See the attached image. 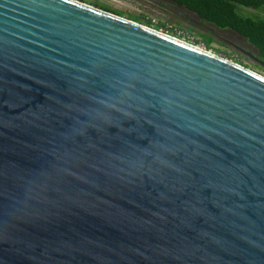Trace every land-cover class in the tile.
Returning <instances> with one entry per match:
<instances>
[{
	"label": "water",
	"instance_id": "1",
	"mask_svg": "<svg viewBox=\"0 0 264 264\" xmlns=\"http://www.w3.org/2000/svg\"><path fill=\"white\" fill-rule=\"evenodd\" d=\"M0 264H264V76L76 0H0Z\"/></svg>",
	"mask_w": 264,
	"mask_h": 264
},
{
	"label": "rangeland",
	"instance_id": "2",
	"mask_svg": "<svg viewBox=\"0 0 264 264\" xmlns=\"http://www.w3.org/2000/svg\"><path fill=\"white\" fill-rule=\"evenodd\" d=\"M86 5L102 4L124 12L123 18L130 15L144 16L160 23H168L188 32H193L203 40L207 36L213 40L211 50L222 58L264 76V64L260 62L259 51L248 41L232 30H222L200 19L193 13L167 0H76ZM97 8V7H94ZM99 9V8H98ZM239 12L264 19V8L260 10L238 7ZM134 22V21H133ZM138 23V22H135ZM143 25L142 23H138ZM145 26V25H143ZM158 31V30H157ZM160 31V29H159ZM229 55V56H227ZM228 57V58H227Z\"/></svg>",
	"mask_w": 264,
	"mask_h": 264
},
{
	"label": "trees",
	"instance_id": "3",
	"mask_svg": "<svg viewBox=\"0 0 264 264\" xmlns=\"http://www.w3.org/2000/svg\"><path fill=\"white\" fill-rule=\"evenodd\" d=\"M190 12L197 13L200 19L222 30H232L244 37L253 45L260 60L264 62V19L256 18L249 14L239 12L238 7L260 10L264 8V0H167ZM110 13L125 16L121 11L112 9L102 4H90ZM130 20L140 22L147 27L152 26V20L144 16L130 15ZM166 23H160L155 27L159 31ZM207 50H211L213 40L202 36ZM229 56V55H227ZM228 58V57H227Z\"/></svg>",
	"mask_w": 264,
	"mask_h": 264
},
{
	"label": "built area",
	"instance_id": "4",
	"mask_svg": "<svg viewBox=\"0 0 264 264\" xmlns=\"http://www.w3.org/2000/svg\"><path fill=\"white\" fill-rule=\"evenodd\" d=\"M152 20V19H151ZM159 24L158 21L155 19L152 20V26L149 27L153 30H156L155 27ZM163 34H166L168 36L174 37L176 39H179L180 41H183L185 43H188L190 45L197 46L201 49L207 50L205 43L200 39L198 35H196L193 32H188L183 29H180L174 25H170L166 23L164 26L161 27L160 31Z\"/></svg>",
	"mask_w": 264,
	"mask_h": 264
}]
</instances>
